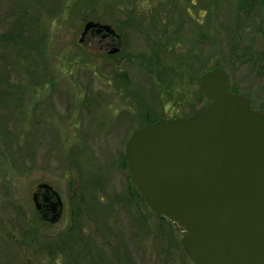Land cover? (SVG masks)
<instances>
[{"label": "rangeland", "instance_id": "374dc122", "mask_svg": "<svg viewBox=\"0 0 264 264\" xmlns=\"http://www.w3.org/2000/svg\"><path fill=\"white\" fill-rule=\"evenodd\" d=\"M38 2L0 0V35L13 27L21 7L31 15ZM62 2L55 15L41 13L49 43L45 72L23 58L17 65L9 60L11 81L25 92L19 103H0L7 134L0 137V264L120 263L116 253L126 248L135 264H191L175 225L145 206L142 222L139 206L129 200L130 171L118 157L148 122L205 109L210 101L199 83L207 69L226 70L236 94L264 114V74L238 59L264 50V12L238 16L236 0ZM89 20L129 25L121 43L90 33L80 41ZM113 46L121 50L109 58ZM154 52L161 66L154 65ZM81 180L91 187H79ZM42 183L64 200L60 221L38 219L33 193ZM76 207L74 251L51 262L44 245L65 235Z\"/></svg>", "mask_w": 264, "mask_h": 264}, {"label": "water", "instance_id": "95a60500", "mask_svg": "<svg viewBox=\"0 0 264 264\" xmlns=\"http://www.w3.org/2000/svg\"><path fill=\"white\" fill-rule=\"evenodd\" d=\"M93 28L116 34L89 20L80 41ZM199 85L210 101L205 109L158 120L131 136V181L152 212L183 233L191 264H264V114L231 92L224 69L204 72ZM38 187L57 196L53 211L62 206L52 186Z\"/></svg>", "mask_w": 264, "mask_h": 264}, {"label": "trees", "instance_id": "16d2710c", "mask_svg": "<svg viewBox=\"0 0 264 264\" xmlns=\"http://www.w3.org/2000/svg\"><path fill=\"white\" fill-rule=\"evenodd\" d=\"M62 0H39V2L36 5V9L31 11V15H27V11L24 10V8H20L18 13L16 14V19L13 21V27L8 29L5 33L0 35V103L6 105L7 101L10 102H17L19 103L22 101V95H24L25 88H21L16 86L12 83L10 75H9V65L11 60V64H18V61H20L22 58L25 61L31 62L34 69L42 67L44 68V72L47 69V61L46 57H48V32L44 26L42 25V19H41V13L42 11L45 12L48 16L55 15L59 10L62 8ZM237 4V13L238 16L246 17L247 19H252L258 17L260 12H264V0H236ZM68 5L64 7V10H66ZM239 20V19H238ZM264 21V20H263ZM249 51V49H247ZM251 50V48H250ZM157 59H155V66L160 65V59L159 53L154 52ZM22 59V60H23ZM238 59L240 63H247L253 66L255 70L259 74H264V50L261 51H254L251 54H246L244 57L238 56ZM156 61L159 63L157 64ZM153 65V66H154ZM161 66V65H160ZM164 67V65H163ZM32 70V74H37L36 71ZM214 69V68H213ZM212 69H207L204 72H207ZM46 75V74H45ZM47 76V75H46ZM231 92L237 93V90L235 87L231 86ZM157 120H153L148 122L147 125L152 124L156 122ZM4 121L3 118L0 120V137H5L7 134L4 129ZM146 125V126H147ZM13 138H16L15 134H11ZM15 140V139H14ZM119 164L121 168H128L126 153L122 152L119 157ZM74 161V160H73ZM95 180L93 179V182ZM77 182L75 181V186L77 188ZM131 187L129 188V200L132 202H135V205L139 206V214L141 217V220L144 224H147L148 215L143 206L149 207V205L146 203V201L142 198L139 191L137 190L136 186L131 181ZM79 185V184H78ZM79 187L87 189L90 186V182L87 181H80ZM95 194H93V197L91 201H95ZM85 198L84 194L79 198V204L82 206L84 204ZM95 209L99 210L100 205L99 203H94ZM141 205V206H140ZM76 211H74V223H72V226L66 231L65 235L57 236L54 239H51L50 242L45 243L44 250L47 251V260H50L51 262L55 259L56 254L61 253L65 254L68 251L70 253H73L74 251V243L75 239L74 237H78L77 232L75 231L79 230L80 226L78 225L76 221V215H78L81 210L80 208L76 207ZM149 212L162 219L163 221H166L172 225L170 221H168L166 218L157 215L152 212V210L149 209ZM38 219L43 221L45 223V220H43L40 215L37 213ZM30 231H34L36 229L33 228V225L30 226ZM60 238V239H59ZM79 238V237H78ZM59 239V240H58ZM78 240V239H77ZM84 242V241H83ZM126 248V247H124ZM53 254V255H52ZM78 256V253H74L73 257ZM54 257V258H53ZM117 260H120V263H106V264H135L132 262V259L129 256V252L126 248V250L123 253H116ZM28 264V263H27ZM30 264V263H29ZM48 264H56V263H48Z\"/></svg>", "mask_w": 264, "mask_h": 264}, {"label": "flooded vegetation", "instance_id": "af4514ba", "mask_svg": "<svg viewBox=\"0 0 264 264\" xmlns=\"http://www.w3.org/2000/svg\"><path fill=\"white\" fill-rule=\"evenodd\" d=\"M95 22H98V23H100L102 25H105V24L110 25L111 28L115 31L116 34H110L106 30H102V32L96 33V28L95 29L93 28V29L89 30L88 33H90L92 35H100L102 37V39H110L111 37H114L118 41H120V43L125 38L124 37V33H123V28H125L126 25L129 23L128 21H125V20L119 21L118 25L115 28L111 24H108V23H102V22H99V21H95ZM114 49H117V50H116L115 53H112V51ZM120 50H121V46L120 47L119 46L118 47H114V46L111 47L110 51L108 52L109 58H112L113 56H115L117 53L120 52ZM156 63L158 64L159 62L156 61ZM201 94H202V92H201ZM202 97H203V94H202ZM194 114H196V113H194ZM194 114H191L190 116H192ZM187 117H189V116H187ZM187 117H185V118H187ZM180 119H184V118L179 116V115H176V112H175V114H173L170 117V119L168 118V119H163V120H180ZM33 194H36V197H37L36 199H37V204H38L39 208L38 209L36 208V210H37L38 214L40 215V217L43 220H45L47 222H51V223L60 221L61 217L63 216L64 209H65V203H64V200L62 199L60 193H59V195L61 197V200H62L63 204H62V206H58L56 208V211H53V204L57 201V196L53 193V190L47 191L45 188H42L41 191H35ZM35 207H36V205H35ZM59 213H60L59 219L53 218V216L55 214H59Z\"/></svg>", "mask_w": 264, "mask_h": 264}]
</instances>
